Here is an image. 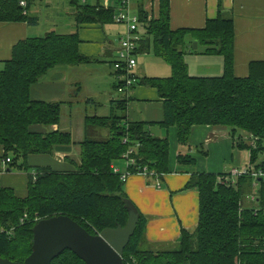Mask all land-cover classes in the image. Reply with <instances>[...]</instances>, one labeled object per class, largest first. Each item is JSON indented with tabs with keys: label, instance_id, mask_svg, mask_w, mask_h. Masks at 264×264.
I'll list each match as a JSON object with an SVG mask.
<instances>
[{
	"label": "trees",
	"instance_id": "trees-1",
	"mask_svg": "<svg viewBox=\"0 0 264 264\" xmlns=\"http://www.w3.org/2000/svg\"><path fill=\"white\" fill-rule=\"evenodd\" d=\"M20 0H0V21H35L25 13ZM75 21L107 25L113 22V8L70 0ZM143 25L139 49L149 50L170 66L167 77H142L137 82L153 87L162 99L163 120L157 125L175 127L178 144L188 146L192 129L208 125L230 130L234 146L248 153L254 169H264V60L251 61L246 76L233 73L234 25L221 6L203 28L172 29L168 0H159L158 15L148 20L138 10ZM142 27V26H141ZM191 35L203 53L220 55L219 76L196 77L188 72L183 54L185 36ZM77 32H49L42 37L17 42L11 57L0 70V146L12 169L28 171L30 155L53 154L58 146L74 144L69 132L55 128L60 122L61 102L35 100L30 88L58 65L75 66L93 59L78 51ZM139 50V51H140ZM126 98L119 100L124 110ZM124 115L86 116L85 124L105 127L106 140L85 138L78 142V159L67 158L73 168H34L28 176L26 195H16L0 184V258L22 264L31 253L32 228L37 221L66 215L88 233L124 226L127 210L124 182L112 171L129 148L137 173L160 178L170 172L168 138L154 136L149 123L126 122ZM41 126L44 131L35 127ZM127 139L123 143L122 139ZM206 154V151L204 152ZM179 165H193L195 157L178 154ZM198 193V220L193 231L181 229L175 249H145L141 243L146 225L140 214L135 231L123 251L125 264H264V181L249 173L232 177L230 172H195L185 185ZM247 195L248 205L244 203ZM250 197H253L251 199ZM23 218V220H21ZM52 264H84L70 250L55 257Z\"/></svg>",
	"mask_w": 264,
	"mask_h": 264
},
{
	"label": "crops",
	"instance_id": "crops-1",
	"mask_svg": "<svg viewBox=\"0 0 264 264\" xmlns=\"http://www.w3.org/2000/svg\"><path fill=\"white\" fill-rule=\"evenodd\" d=\"M24 1L26 15L35 22L29 23L24 19L0 21V70L4 62L11 57L12 47L21 40L42 37L51 31L59 34L77 32L80 40L79 53L93 60L75 66L58 65L52 68L31 86L30 96L35 100L61 102L60 122L55 128L69 132L71 138L76 134L81 138L78 142L84 140L89 133V127L85 124L86 116H109L110 114L121 116L114 113V108L123 111L126 122L149 123V130L154 136L168 138L170 172L160 178L148 177L143 173L130 174L124 181L123 190L146 219L142 247L157 250L174 244L179 240L181 229L193 231L198 220V193L195 189H186L185 185L195 172H226V161L229 156L232 158L233 147H235L230 130L208 125L196 126L192 129L189 147L178 144L175 127L163 130L157 125L163 120V105L155 88L137 82L124 94L116 91L117 80L112 62L117 56L118 39L125 33L123 26L115 23L77 24L73 6L70 8L72 12L65 15L58 10L57 0L44 4L41 0ZM168 1L172 29L203 28L207 19L217 16L219 5L224 15L232 18L234 75L246 76L251 61L264 60V0ZM149 2L150 0H134L137 12L139 8L147 9ZM158 4L159 0H157ZM153 14L154 17L158 15V7ZM184 40L183 58L187 68L201 72L195 73L200 75L192 76L211 77L222 74L223 59L220 55L203 53L204 47L198 42L197 47L193 48L191 44L195 39L191 35H186ZM190 45L191 49H189ZM139 50L137 48V54L148 51L147 49ZM106 62L110 67L109 73L103 68L102 63ZM166 67L161 68L164 73L143 74L140 77L137 75L138 80L142 77H167ZM88 78L96 83L90 80L83 82ZM101 79L108 80L109 90L106 89V93H101L97 89V82ZM124 97L127 100L125 109L122 110L118 106V101ZM101 100L108 103L109 113L97 111L103 106L100 103ZM88 107H94L93 112L87 113ZM74 109L79 112L76 124L73 121ZM68 124L73 128V133L72 129H64ZM35 129L44 131L41 126ZM73 142L75 143L69 146L56 147L53 154L28 156L27 164L30 167L28 171L12 169L2 157L3 149L0 146V184L12 188L16 195L23 197L27 191L28 176L34 174V168L47 166L58 171L72 169L73 166L68 163L67 158L78 159L79 153L78 142ZM205 151L206 154H204ZM179 153L192 155L195 157V163L179 165L176 160ZM240 156L241 154L239 158ZM117 162L115 165L121 172L124 171L125 164L119 166Z\"/></svg>",
	"mask_w": 264,
	"mask_h": 264
},
{
	"label": "water",
	"instance_id": "water-1",
	"mask_svg": "<svg viewBox=\"0 0 264 264\" xmlns=\"http://www.w3.org/2000/svg\"><path fill=\"white\" fill-rule=\"evenodd\" d=\"M196 47L194 40L193 48ZM123 201L128 213L125 225L104 228L95 235L66 215L40 219L32 228L31 253L22 264H52V260L67 249L84 264H124L123 251L135 231L140 213L129 198ZM0 264L20 263L0 258Z\"/></svg>",
	"mask_w": 264,
	"mask_h": 264
},
{
	"label": "built area",
	"instance_id": "built-area-1",
	"mask_svg": "<svg viewBox=\"0 0 264 264\" xmlns=\"http://www.w3.org/2000/svg\"><path fill=\"white\" fill-rule=\"evenodd\" d=\"M79 3L85 4H99L102 6H107L113 8V22L115 24L121 25L125 28L124 35H121L118 39V51L115 60L112 62V67L116 73V91L118 93L124 94L129 91L138 81L137 75L133 72L136 66L135 55L137 53V48L143 39V34L140 30H143V25L137 12V7L134 6V0H77ZM91 1V2H90ZM20 6L24 7L26 2L20 0ZM157 0H150L147 9L148 20L154 17V10H157ZM142 26V27H141ZM123 143H127L126 137L122 139ZM133 149L129 148L123 153L120 161H124L125 170L120 171V169L114 164H112L111 169L114 173L119 174L120 179L124 182L127 177L131 174L129 170L130 167L135 165V158L131 156ZM9 161V158L5 160ZM147 168L143 166L137 173H143L146 175ZM253 174L255 178L263 179L264 181V169H254V166L246 164L245 167L241 169L233 168L230 171L232 177H236L240 174L249 173ZM158 184V181H156ZM253 199V197H250ZM23 220V218L21 219ZM125 264V263H124ZM128 264V263H127Z\"/></svg>",
	"mask_w": 264,
	"mask_h": 264
},
{
	"label": "rangeland",
	"instance_id": "rangeland-1",
	"mask_svg": "<svg viewBox=\"0 0 264 264\" xmlns=\"http://www.w3.org/2000/svg\"><path fill=\"white\" fill-rule=\"evenodd\" d=\"M49 1H56V0H41V2L43 4L45 2H49ZM57 1L59 2V4H58V10L59 11H62V13H64L65 15L72 12V11H70V8L72 7L70 0H57ZM140 31L143 32L142 30H140ZM193 42H194V40L192 41V44H191L192 47H193ZM191 45H190L189 49H191ZM135 58H136V66L134 67L133 72L135 73V75H138V77H140V75L143 76V74L155 75V73H164V71L161 68H164L166 66H167L166 67L167 68L166 76L171 74V69H170L169 65L167 64V62L154 54L152 43L150 44L148 51H146V52L141 51L138 54L136 53ZM102 64L104 65L103 68L105 69V71L107 73H109L110 67H109L108 62L102 63ZM188 72L190 75H200V74H195V73H201V72H195L191 68L190 69L188 68ZM160 76H165V75H160ZM89 80L91 82H95L89 78L86 80H83V82L89 81ZM94 86H96V85H94ZM97 89L99 91H101V93H106V89L109 90L108 80H104V79L99 80L97 82ZM116 93H114V94H116ZM102 97L103 96H101V98ZM78 101H79V99H78ZM100 103L103 106L99 107L100 109L98 108L99 110L97 109V111H99L101 113H103V112L109 113L108 111L110 110V107H109L108 103L105 100H101ZM80 105H82V104H80ZM90 105L91 104H89V106ZM93 110H94V107H88L87 113L93 112ZM113 110H114V113H116L118 115L119 114L123 115V111H118V109H116V108H114ZM73 116H74L73 121L76 124V118L79 116V112L76 109H74ZM88 127H89V133L86 136L87 139H94V140H99V141L102 140L103 141L109 137V131L105 127H97V126H94L92 124H89ZM64 129H72V133H73V128H71L70 124L66 125ZM96 130H98V131H96ZM163 130H165V129L163 128ZM156 131H157V129H156ZM80 139L81 138L77 137L76 134H74V136H72L73 141L78 142V141H80ZM169 151H170V148H169ZM239 154H241L240 158H239ZM262 157H264V156H262ZM247 161H248L247 151L246 150H239L236 147H233V156H232V158L230 156L228 157V160L226 161V164H225V169H226L225 171L230 172L232 168L241 169V168L245 167V165L247 164L246 163ZM117 165H119V166L124 165V161L117 162ZM131 174H134V173H131ZM244 203H245V205L246 204L248 205L247 195L244 197ZM177 247H178V241L175 242L174 244H169L167 247H164V248L160 247V248L175 249Z\"/></svg>",
	"mask_w": 264,
	"mask_h": 264
}]
</instances>
